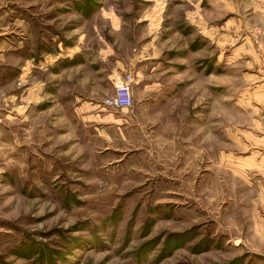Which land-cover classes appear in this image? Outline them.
Listing matches in <instances>:
<instances>
[{
	"label": "rangeland",
	"instance_id": "rangeland-1",
	"mask_svg": "<svg viewBox=\"0 0 264 264\" xmlns=\"http://www.w3.org/2000/svg\"><path fill=\"white\" fill-rule=\"evenodd\" d=\"M0 264H264V0H0Z\"/></svg>",
	"mask_w": 264,
	"mask_h": 264
},
{
	"label": "crops",
	"instance_id": "crops-1",
	"mask_svg": "<svg viewBox=\"0 0 264 264\" xmlns=\"http://www.w3.org/2000/svg\"><path fill=\"white\" fill-rule=\"evenodd\" d=\"M111 83L113 85L112 79ZM133 84H135L134 76ZM77 105L78 106L76 108V112L81 115V117L84 119V121L88 123V125H91L95 129L94 132L101 139L100 141L104 143V147L108 145V139H110L109 135L111 134L108 132L109 127H111L116 134H121V126L123 124L120 123L121 121L119 117L123 114V112H121L120 115H117L114 114V112L105 111L103 108H99L101 107V105H98L96 101H93L91 99H84L80 101ZM124 109L126 108H123L122 110ZM121 138L123 137L121 136Z\"/></svg>",
	"mask_w": 264,
	"mask_h": 264
},
{
	"label": "built area",
	"instance_id": "built-area-1",
	"mask_svg": "<svg viewBox=\"0 0 264 264\" xmlns=\"http://www.w3.org/2000/svg\"><path fill=\"white\" fill-rule=\"evenodd\" d=\"M113 92L102 100L103 106L109 109L128 108L133 103V75L131 71L123 70L122 74H113Z\"/></svg>",
	"mask_w": 264,
	"mask_h": 264
}]
</instances>
